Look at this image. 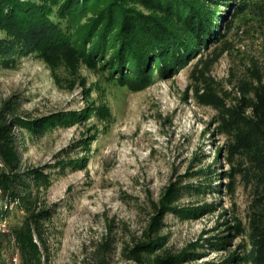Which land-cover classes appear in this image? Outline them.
I'll return each mask as SVG.
<instances>
[{"label": "rangeland", "instance_id": "374dc122", "mask_svg": "<svg viewBox=\"0 0 264 264\" xmlns=\"http://www.w3.org/2000/svg\"><path fill=\"white\" fill-rule=\"evenodd\" d=\"M234 2L235 6L221 0L219 5L216 20L221 41L170 73L161 74L154 67L142 87H129L109 65L108 56L87 63L77 55L63 61L37 52L23 57L14 68H0V102L23 95V109L33 118L59 111L81 114L29 142L21 153L22 167L61 157L74 163L67 173L55 177L46 194L55 210L49 223V264H95V248L106 240L113 248L110 264H138L125 259L124 247L141 235L152 202L160 200L168 184L180 177L191 182L188 174L196 170L212 167L226 172L228 138L219 129L217 111L201 103L198 92L210 87L233 103L240 80L255 68L264 71V0L249 2L238 14L233 12L239 2ZM223 49L201 77L200 69L206 67L203 61L197 67L200 55L211 61ZM206 176L198 180L208 184ZM220 181L225 184L228 179L225 175L214 179L217 186ZM201 198L205 202L218 198V209L186 221L166 215L163 233L169 235V251L179 252L203 242L201 237L219 234L226 226L222 223L234 215L246 221L250 194L242 186L234 194L208 192ZM22 218L21 212L14 211L6 220L7 228L20 224ZM239 241L235 236L228 251L207 249L205 258L186 264L223 260ZM13 253L11 245L7 256ZM16 257V264H21Z\"/></svg>", "mask_w": 264, "mask_h": 264}, {"label": "trees", "instance_id": "16d2710c", "mask_svg": "<svg viewBox=\"0 0 264 264\" xmlns=\"http://www.w3.org/2000/svg\"><path fill=\"white\" fill-rule=\"evenodd\" d=\"M253 0H238V14ZM231 5L234 0H230ZM221 0H0V68H14L23 57L37 52L50 59L69 61L80 56L85 62L107 59L131 88L148 83L154 69L167 74L195 58L202 49H210L220 35L217 16ZM221 41V38H220ZM217 48V47H216ZM213 48V52H216ZM211 61L197 62L209 72L224 53ZM201 103L217 111L221 133L228 138L226 172L201 169L188 174L191 182L172 180L159 201H153L147 224L141 235L124 247L126 260L138 264H186L205 258L209 251L225 249L233 237L240 241L223 260L203 264H264V71L255 68L239 82V92L229 103L213 88L198 92ZM23 95L14 94L0 102V223L14 211L22 222L0 231V264H49V223L54 209L46 194L55 177L67 173L71 163L66 157L39 166L22 167L21 153L28 143L51 130L77 120L81 114L59 111L33 118L23 109ZM221 149L216 154V160ZM207 175L208 184L198 178ZM225 175L227 183L214 179ZM223 178H220V180ZM225 186L226 190H222ZM238 186L247 189L250 201L243 222L232 216L219 234L201 237L179 252L166 248L169 235L163 233L167 214L182 221L196 219L218 209V198L203 201L209 193H235ZM183 198L198 200L184 202ZM220 199V198H219ZM227 210H224L223 215ZM14 253L7 256L9 246ZM110 240L98 244L95 264H110Z\"/></svg>", "mask_w": 264, "mask_h": 264}, {"label": "built area", "instance_id": "2783aa9c", "mask_svg": "<svg viewBox=\"0 0 264 264\" xmlns=\"http://www.w3.org/2000/svg\"><path fill=\"white\" fill-rule=\"evenodd\" d=\"M0 167H2L1 164H0ZM0 230H3L4 232H6V231L9 230V229L7 228V222H6L5 225L0 226ZM13 260H14V263L16 264V254L13 256Z\"/></svg>", "mask_w": 264, "mask_h": 264}, {"label": "bare ground", "instance_id": "6f19581e", "mask_svg": "<svg viewBox=\"0 0 264 264\" xmlns=\"http://www.w3.org/2000/svg\"><path fill=\"white\" fill-rule=\"evenodd\" d=\"M0 164H1V166L3 167L5 164H4V162L1 160V158H0ZM6 220H3L1 223H0V226H3V225H5L6 224ZM0 231H3V230H0ZM17 257H16V263H17ZM19 264V263H18Z\"/></svg>", "mask_w": 264, "mask_h": 264}]
</instances>
